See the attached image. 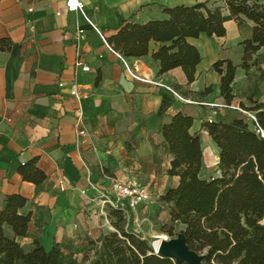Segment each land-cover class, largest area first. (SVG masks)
<instances>
[{"label":"crops","instance_id":"0c3cea01","mask_svg":"<svg viewBox=\"0 0 264 264\" xmlns=\"http://www.w3.org/2000/svg\"><path fill=\"white\" fill-rule=\"evenodd\" d=\"M66 1L0 0V37L12 40V47L0 52V208L6 195L23 194L28 198L24 210L32 211L33 218L30 237L20 241L31 248L32 239L41 237L47 249L59 243L66 255L77 256L86 246L97 250L100 237L112 230L108 205L102 202L111 178H139L150 186L153 202L178 184L179 178L167 173L172 157L161 132L167 119L158 115L163 95L172 98L168 115L181 111L194 118L191 132L201 136V176L207 179L219 174L220 149L204 123L242 115L185 103L164 88L133 79L122 59L108 47L107 38L126 22L167 18L164 7L206 2L214 8L224 6L223 0H80L84 9L74 12L67 11ZM78 26L86 31L79 46ZM225 26L223 37L203 33L188 38L202 57L190 84L181 67L158 73L160 62L152 56L161 45L158 42H150L145 56L123 57L148 80L161 79L175 88L182 85L183 92L178 90L188 99L224 102L221 75L213 64L230 59L239 66L241 42L253 37L254 23L247 19L239 24L231 19ZM261 53L264 46L257 54ZM78 61L90 70L77 67ZM247 82L248 74L239 66L234 103L250 107L256 101L264 102L262 93L253 97L242 94L248 89ZM209 86L213 92L200 97L198 92ZM73 87L77 96L71 93ZM80 116L86 131L83 140L76 128ZM34 157L48 175L39 194L36 185L19 173V167ZM163 204L169 215V206ZM140 207L131 210L134 216ZM94 251L88 253L92 262Z\"/></svg>","mask_w":264,"mask_h":264},{"label":"trees","instance_id":"16d2710c","mask_svg":"<svg viewBox=\"0 0 264 264\" xmlns=\"http://www.w3.org/2000/svg\"><path fill=\"white\" fill-rule=\"evenodd\" d=\"M224 6L211 8L206 2L194 5L164 7L168 15L145 23L126 22L107 38L116 51L126 57H142L149 53L151 41L160 43L153 53L160 62L159 74L181 67L188 83L196 79V68L202 57L188 38L223 37L225 22L235 19L254 23V35L241 42L243 57L239 65L249 74L256 64V54L264 46V3L260 0H223ZM225 10L228 13H225ZM12 47V40L0 37V52ZM232 60H219L213 64L220 73V91L227 105L234 103L237 69ZM100 76L97 78V82ZM182 91V85H175ZM213 86L199 91L204 97ZM183 92V91H182ZM189 94V91H184ZM172 98L163 95L158 115L167 119L161 132L171 155L168 175L177 176L179 182L169 187L159 200L169 206L171 227L180 223V234L187 247L202 256V264H264V137L252 123L242 116L230 121L208 120L204 123L209 135L220 149L219 174L207 179L201 176L204 148L201 136L192 133L194 118L183 112L168 115ZM239 104V103H238ZM240 106L254 111L264 128V102L253 106ZM234 111V110H233ZM237 112V111H235ZM23 180L36 185V194L44 190L48 179L38 166V157L19 167ZM28 198L21 193L6 195L0 208V264H77L59 243L50 249L41 237L32 239L27 249L20 238L30 237L32 211H25ZM108 217L114 230L103 234L91 264H189L185 260L165 255L133 228L135 216H129L121 207L108 205Z\"/></svg>","mask_w":264,"mask_h":264},{"label":"built area","instance_id":"2783aa9c","mask_svg":"<svg viewBox=\"0 0 264 264\" xmlns=\"http://www.w3.org/2000/svg\"><path fill=\"white\" fill-rule=\"evenodd\" d=\"M66 9L69 12L83 10L84 3L80 0H67ZM58 14H60V12H58ZM89 22L93 28L98 30L96 25L91 20H89ZM85 36H86L85 29L78 26L76 30V39H77L78 46H79L80 41L85 39ZM108 47L114 54H116L120 59H122V61L125 63V66L128 70L129 75L133 79L150 83L155 87L164 88L169 93H171L175 98L185 103L204 104V105L211 107L212 109H217V110L228 109V110L237 111L238 113H240L243 117H245L252 123L253 128L259 135L264 137V128L261 126L256 116V113L254 111L248 110L240 106V104H236V103L227 105L225 101L206 103V102L188 99L184 97L180 93V91L176 89L174 86L165 83L161 79L148 80L145 77L140 76L126 62L125 58L123 57L121 53L113 49V47L109 44H108ZM76 66L82 67L84 70H87V71L90 70V66L83 65V63L80 61L76 63ZM61 86H63V83L61 84ZM71 93L72 95H75V96L78 95L75 87H73ZM210 121L212 120L210 119ZM76 128H77L78 138L80 140H83L82 137L86 135V131L84 128H82V116L78 118ZM110 180H111V183H110L108 190L102 194V199H103L102 202L104 205H110L111 207H121L125 211L127 216H129V211L131 210L135 211L140 206L149 203L153 198V194H152L150 186L147 183L141 181L137 177H130L127 180H122V179L113 177ZM92 188L95 189L96 187L92 185ZM82 192L86 193L85 190H83ZM111 229L114 230V227L111 226ZM156 252L158 251L156 250Z\"/></svg>","mask_w":264,"mask_h":264},{"label":"rangeland","instance_id":"374dc122","mask_svg":"<svg viewBox=\"0 0 264 264\" xmlns=\"http://www.w3.org/2000/svg\"><path fill=\"white\" fill-rule=\"evenodd\" d=\"M264 3V0H260ZM257 60L256 64L252 66L248 74V89L242 94L246 97H253L256 93H262L264 95V53L256 54ZM133 222V228L137 233L143 235L144 238L148 239L156 250L155 242H171L179 237L180 231L183 226L180 223L174 225V235H170L166 232V229L171 227V222L169 220L168 209L165 204L159 202V198L153 199L140 207ZM144 209V210H143ZM21 243L27 248H30V244L24 240ZM92 246H86L83 248L77 256L75 253L68 254V261H76L77 264H91L90 257L88 253H91ZM92 254V253H91Z\"/></svg>","mask_w":264,"mask_h":264},{"label":"water","instance_id":"95a60500","mask_svg":"<svg viewBox=\"0 0 264 264\" xmlns=\"http://www.w3.org/2000/svg\"><path fill=\"white\" fill-rule=\"evenodd\" d=\"M156 250L162 254L170 255L177 260H185L189 264H202L203 257L198 256L187 247L183 234H179V237L174 241L162 242L160 250L157 248Z\"/></svg>","mask_w":264,"mask_h":264},{"label":"bare ground","instance_id":"6f19581e","mask_svg":"<svg viewBox=\"0 0 264 264\" xmlns=\"http://www.w3.org/2000/svg\"><path fill=\"white\" fill-rule=\"evenodd\" d=\"M177 241H180V240H177ZM161 241H157V242H155V246H156V248L157 249H159L160 250V248H161Z\"/></svg>","mask_w":264,"mask_h":264}]
</instances>
